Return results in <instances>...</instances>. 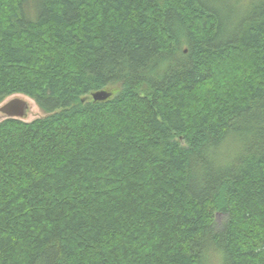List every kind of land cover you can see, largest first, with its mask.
Segmentation results:
<instances>
[{
  "label": "trees",
  "instance_id": "1",
  "mask_svg": "<svg viewBox=\"0 0 264 264\" xmlns=\"http://www.w3.org/2000/svg\"><path fill=\"white\" fill-rule=\"evenodd\" d=\"M13 93L0 264H264V0H0Z\"/></svg>",
  "mask_w": 264,
  "mask_h": 264
},
{
  "label": "water",
  "instance_id": "2",
  "mask_svg": "<svg viewBox=\"0 0 264 264\" xmlns=\"http://www.w3.org/2000/svg\"><path fill=\"white\" fill-rule=\"evenodd\" d=\"M106 90H97L91 93L93 100H105L111 94ZM28 108V103L25 99L14 97L0 106V112L5 114L7 118H22L26 115V109Z\"/></svg>",
  "mask_w": 264,
  "mask_h": 264
},
{
  "label": "rangeland",
  "instance_id": "3",
  "mask_svg": "<svg viewBox=\"0 0 264 264\" xmlns=\"http://www.w3.org/2000/svg\"><path fill=\"white\" fill-rule=\"evenodd\" d=\"M14 98V97H19V98H22V99H25L28 103V108L26 109V115H24L22 118V120L24 121H30L32 119H35V118H38V117H41V116H44L45 114L43 113V111L41 109H39L38 105L35 103V101L31 98V97H28L27 95L25 94H22V93H13L7 97H5V99L3 101L0 102V106L5 102L7 101L8 99L10 98ZM6 116L3 115V113L0 112V121L5 119ZM220 219V217H219Z\"/></svg>",
  "mask_w": 264,
  "mask_h": 264
},
{
  "label": "flooded vegetation",
  "instance_id": "4",
  "mask_svg": "<svg viewBox=\"0 0 264 264\" xmlns=\"http://www.w3.org/2000/svg\"><path fill=\"white\" fill-rule=\"evenodd\" d=\"M13 98V97H12ZM11 99V98H10ZM9 100V99H8ZM6 102V101H5ZM27 111V110H26ZM3 115H5V114H3ZM6 116V115H5ZM6 118H7V116H6Z\"/></svg>",
  "mask_w": 264,
  "mask_h": 264
}]
</instances>
